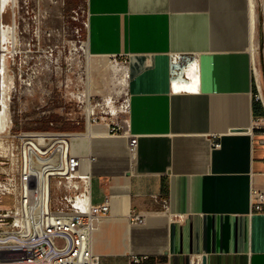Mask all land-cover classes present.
Wrapping results in <instances>:
<instances>
[{"label":"crops","instance_id":"1","mask_svg":"<svg viewBox=\"0 0 264 264\" xmlns=\"http://www.w3.org/2000/svg\"><path fill=\"white\" fill-rule=\"evenodd\" d=\"M87 6L93 55L127 60L125 129L138 136L130 153L128 135L99 122L106 133L88 147L74 142L93 202L110 199L93 233L100 264H133L134 255L141 264H264V208L252 205L253 190H264V129L255 125L264 120L263 1L96 0L94 15ZM172 52L202 56L172 78ZM132 211L146 221L132 223Z\"/></svg>","mask_w":264,"mask_h":264},{"label":"built area","instance_id":"2","mask_svg":"<svg viewBox=\"0 0 264 264\" xmlns=\"http://www.w3.org/2000/svg\"><path fill=\"white\" fill-rule=\"evenodd\" d=\"M170 59L172 78H182L196 60L192 53ZM256 98L264 107L261 88ZM255 125L263 130L264 120ZM113 129L128 135V150L135 153L138 136L130 135L123 123H114ZM3 134L12 142L0 154L5 164L0 166V199L9 196L12 204L2 205L0 200V264H100L93 233L95 223L111 215V205L109 198L98 204L92 200L93 178L82 168L78 152L82 147L75 148L72 140L80 132L16 133L11 123ZM260 143L264 145V137ZM252 195L253 208L262 211L264 190L254 189ZM146 218L145 212L129 213L132 223H144ZM145 258L134 255L132 262L141 264Z\"/></svg>","mask_w":264,"mask_h":264},{"label":"rangeland","instance_id":"3","mask_svg":"<svg viewBox=\"0 0 264 264\" xmlns=\"http://www.w3.org/2000/svg\"><path fill=\"white\" fill-rule=\"evenodd\" d=\"M8 8L11 44L0 71L16 133L85 132L89 121L126 124V72L106 67L110 57H88L84 49L87 0H9ZM111 59L127 65L125 57ZM3 135L2 155L12 142Z\"/></svg>","mask_w":264,"mask_h":264},{"label":"bare ground","instance_id":"4","mask_svg":"<svg viewBox=\"0 0 264 264\" xmlns=\"http://www.w3.org/2000/svg\"><path fill=\"white\" fill-rule=\"evenodd\" d=\"M88 2L91 5L90 6L91 7V14L92 15L98 14L99 12L97 13L94 10V8H93L94 7V2H96V0H87V3ZM251 3L252 4L249 5V6H251L250 10L252 9L253 1ZM8 6H9V0H0V66L3 64V62H4L3 59L5 58L6 51L8 49V46L11 44L10 36H9L10 35L11 26H6L8 24H5V21H4V14L7 12V9H9ZM250 10H249V15L248 16H249V19H250V23H252L254 15H252V12ZM100 12H102V11H100ZM103 12H106V11H103ZM89 13H90V10L88 11V21H87L88 28H89ZM263 13H264V0H263ZM12 29L14 30V25H13ZM249 34H250L249 35L250 36V41H249V45L246 48V53H248V55H249L250 62L251 63L253 62V64H254V60H255V45L252 42L251 30H250ZM12 43H13V41H12ZM83 43H84V49H85L86 55L88 57H90L91 55H93V53H92V51L90 49V41H89V39H86ZM180 53L181 52H172V53H170V55L173 56L175 54L177 55V54H180ZM192 54H198V55L200 54L201 55L202 53L195 52V53H192ZM136 56H137V54H133L134 58ZM103 57H110V58H107L106 60L103 61V63L106 65V67L112 69L113 71H121L122 74L126 72V66H124V64L119 63L115 59H111L113 57L116 58L117 57L116 54H113L111 52L110 53L107 52V53H104ZM147 60H149V59H147ZM143 64L145 66V62H143ZM138 65H142V63L140 62V64L138 63ZM170 69H171V73H172V71H173L172 62L170 63ZM192 70H193V68H192ZM194 70H195V67H194ZM0 74H1L0 75V135H2L11 126L12 119L9 118V121H8L7 97H6L7 96V90H6V87H5V81H4V77L2 75L3 74L2 71H0ZM125 75H127V74L125 73ZM144 91H146V90H144ZM89 103H90V101H89ZM125 113H128V110L125 111ZM250 128H251V126L249 127V129ZM107 131H108V126L106 124H95L92 121H89L85 132H80V134H77V135L73 136L72 140L73 141H82L88 147L89 143L91 142L90 140H91L92 137L99 136L100 134H104ZM86 159H87V156H84L83 162H85ZM39 171H37L36 173L39 174ZM41 175H43L42 172H41Z\"/></svg>","mask_w":264,"mask_h":264},{"label":"trees","instance_id":"5","mask_svg":"<svg viewBox=\"0 0 264 264\" xmlns=\"http://www.w3.org/2000/svg\"><path fill=\"white\" fill-rule=\"evenodd\" d=\"M84 34L86 35V31H84Z\"/></svg>","mask_w":264,"mask_h":264}]
</instances>
